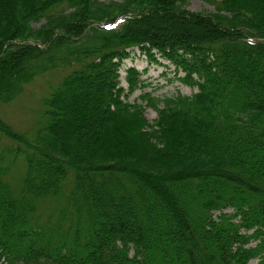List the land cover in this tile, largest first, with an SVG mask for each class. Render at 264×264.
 I'll list each match as a JSON object with an SVG mask.
<instances>
[{
  "label": "trees",
  "instance_id": "1",
  "mask_svg": "<svg viewBox=\"0 0 264 264\" xmlns=\"http://www.w3.org/2000/svg\"><path fill=\"white\" fill-rule=\"evenodd\" d=\"M205 1L214 11L189 0H0V102L71 69L44 99L35 138L0 117L17 144L0 137V264H264V0ZM135 48L198 88L143 95L153 124L127 100L139 70L121 85ZM21 153L16 189L7 175ZM48 198L63 199L53 225L37 215Z\"/></svg>",
  "mask_w": 264,
  "mask_h": 264
},
{
  "label": "rangeland",
  "instance_id": "2",
  "mask_svg": "<svg viewBox=\"0 0 264 264\" xmlns=\"http://www.w3.org/2000/svg\"><path fill=\"white\" fill-rule=\"evenodd\" d=\"M64 8L61 7V9ZM187 8L196 12L214 11L215 9L211 3L205 0H189ZM43 22L35 23L34 26L39 27ZM156 59H151L144 51L135 48L132 56L124 62L121 69V85L126 91H128L127 69L135 67L141 73L143 85L131 94L127 100L132 104L140 103L144 105L145 116L150 124L154 123L158 112L156 109L147 106L146 101H142L141 97L143 95H150L154 99H164L174 98L178 94L192 96L198 91L196 86L180 79L185 74L178 71L174 64L162 58L159 54H156ZM70 71V67H60L36 75L33 80L24 85L23 90L13 100L6 103L0 102V117L15 131L27 134L29 139L35 138L36 131L45 124L44 99L49 95L52 87H55ZM159 107L162 108L163 104H160ZM0 137L2 148L16 147L17 144L14 141L1 135ZM17 157L7 175V179L16 189L20 188L26 170L25 153H21ZM71 182L72 178L67 184L66 192H68ZM62 202L63 199L60 198L42 200L37 215L41 216L43 222L47 221L49 225H53L56 222L59 206ZM49 216H51L50 219ZM255 262L252 263L255 264Z\"/></svg>",
  "mask_w": 264,
  "mask_h": 264
}]
</instances>
